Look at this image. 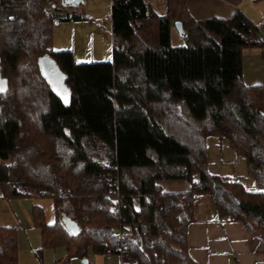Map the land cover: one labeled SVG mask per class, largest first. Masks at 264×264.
<instances>
[{
  "label": "trees",
  "instance_id": "1",
  "mask_svg": "<svg viewBox=\"0 0 264 264\" xmlns=\"http://www.w3.org/2000/svg\"><path fill=\"white\" fill-rule=\"evenodd\" d=\"M51 1L0 0V187L9 199H54L52 223L33 206L38 259L65 246L54 264L90 252L128 264H199L188 240L196 194H209L219 216L241 222L264 252V89L245 84L242 58L244 48L264 47L258 26L241 9L197 19L188 0H165L164 15L147 0H111L112 59L84 63L50 48L48 26L63 15ZM176 21L186 32L180 45ZM43 54L65 73L68 98L41 75ZM210 136L245 158L259 191L210 172ZM165 179L191 189L166 191ZM16 231L0 226V263L18 264Z\"/></svg>",
  "mask_w": 264,
  "mask_h": 264
},
{
  "label": "crops",
  "instance_id": "2",
  "mask_svg": "<svg viewBox=\"0 0 264 264\" xmlns=\"http://www.w3.org/2000/svg\"><path fill=\"white\" fill-rule=\"evenodd\" d=\"M85 1L82 0L80 4L69 1L68 5L63 6H81ZM147 1L158 15L166 13L165 0ZM72 3L76 5L73 6ZM187 7L197 19L214 16L229 18L241 9L264 35V0H188ZM173 34L172 32V37ZM242 58L245 84L262 86L264 89V47L244 48ZM207 158L211 173L238 180L249 191L260 190L248 174L245 158L231 148L227 139L208 137ZM159 182L166 191L183 192L191 189V184L184 179H167ZM36 198L37 196L9 199L0 191V226L17 227L18 264H54L67 252L65 246L47 247L43 251V261L38 259L35 252L42 248L43 240L42 228L36 224L33 215ZM193 211V221L188 226L189 253L199 264L264 262V252L259 250L260 238L254 236L241 222L232 220L230 217H220L209 194L194 196ZM71 264H83L82 259L74 257L71 259ZM87 264L128 263L116 253L90 252Z\"/></svg>",
  "mask_w": 264,
  "mask_h": 264
},
{
  "label": "rangeland",
  "instance_id": "3",
  "mask_svg": "<svg viewBox=\"0 0 264 264\" xmlns=\"http://www.w3.org/2000/svg\"><path fill=\"white\" fill-rule=\"evenodd\" d=\"M51 2L57 4V8L63 12L64 17L71 14L82 16L69 19L61 16L48 26L52 35L51 49L72 50L77 62L110 61L112 59L113 35L109 18L111 0H86L83 5L76 7L63 6L61 0ZM173 33L172 43L174 45L183 44L184 41L182 42L179 32L175 29ZM0 191L2 194L1 187ZM35 200L36 204L43 208L47 217L46 222H54L56 219L54 199L37 197Z\"/></svg>",
  "mask_w": 264,
  "mask_h": 264
},
{
  "label": "water",
  "instance_id": "4",
  "mask_svg": "<svg viewBox=\"0 0 264 264\" xmlns=\"http://www.w3.org/2000/svg\"><path fill=\"white\" fill-rule=\"evenodd\" d=\"M76 1L78 4L82 0H62V5H68L67 2ZM75 6V3H72ZM175 27L182 36H186V32L180 21L175 22ZM38 65L41 75L45 78L47 83L51 86L52 90L61 98H68L69 88L66 84V75L57 62L49 55L43 54L38 57ZM61 220L65 226L72 232L75 233L79 229L77 222L72 218L66 211H62ZM83 264L88 263V259H82ZM137 264V263H133Z\"/></svg>",
  "mask_w": 264,
  "mask_h": 264
},
{
  "label": "flooded vegetation",
  "instance_id": "5",
  "mask_svg": "<svg viewBox=\"0 0 264 264\" xmlns=\"http://www.w3.org/2000/svg\"><path fill=\"white\" fill-rule=\"evenodd\" d=\"M0 79H2V78L0 77ZM0 85H3V83L1 81H0ZM4 93H5L4 90L0 91V103H2V101H3Z\"/></svg>",
  "mask_w": 264,
  "mask_h": 264
},
{
  "label": "snow or ice",
  "instance_id": "6",
  "mask_svg": "<svg viewBox=\"0 0 264 264\" xmlns=\"http://www.w3.org/2000/svg\"><path fill=\"white\" fill-rule=\"evenodd\" d=\"M4 88H3V85H0V91H3Z\"/></svg>",
  "mask_w": 264,
  "mask_h": 264
},
{
  "label": "built area",
  "instance_id": "7",
  "mask_svg": "<svg viewBox=\"0 0 264 264\" xmlns=\"http://www.w3.org/2000/svg\"><path fill=\"white\" fill-rule=\"evenodd\" d=\"M111 178H112V177H111V175L109 174V175H108V179H111Z\"/></svg>",
  "mask_w": 264,
  "mask_h": 264
}]
</instances>
